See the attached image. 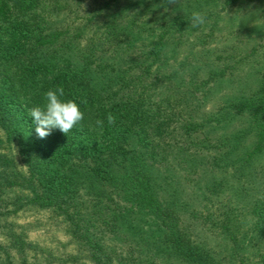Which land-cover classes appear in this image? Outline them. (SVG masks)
Instances as JSON below:
<instances>
[{
    "label": "trees",
    "instance_id": "1",
    "mask_svg": "<svg viewBox=\"0 0 264 264\" xmlns=\"http://www.w3.org/2000/svg\"><path fill=\"white\" fill-rule=\"evenodd\" d=\"M72 6L69 0H0V264H154L160 255L178 264H217L190 233L188 214L227 232L240 250L249 233L236 224L242 212L231 204L218 208L212 198L228 187L227 177L213 174L205 186L204 201L211 215L207 218L184 200L180 188L167 182L172 169L163 160L168 161V156L194 174L203 161L197 158L198 150L188 145L197 127L185 117V95L173 107L166 102L169 95L152 88L158 78L151 85L146 81L150 66L159 61L161 41L139 49L144 56L143 49L150 45L154 53L142 74L117 66L111 73L106 66L117 64L119 57L94 65L95 57H100L98 44L92 41L76 48L79 43L69 36L71 28L64 19ZM121 16L134 19L125 27L131 30L137 14L120 11L109 23L119 47L128 41L118 28ZM132 47L129 43L125 49ZM55 86H62L68 96L87 99L85 121L68 135L54 130L39 138L29 110ZM254 94L242 97L233 109L247 110L253 117L254 147L216 150L204 162L215 173L228 171L243 186V193L234 194L249 195L258 189L261 203L255 211L264 228V80ZM109 113L116 124L95 128V120L106 121ZM246 134L247 130L240 132V139ZM178 136L184 144H179ZM172 140L178 143L173 146ZM33 208L62 217L75 252L37 251L39 247L17 229L14 220ZM145 244L156 252H144ZM263 245L243 252L246 263L264 264Z\"/></svg>",
    "mask_w": 264,
    "mask_h": 264
},
{
    "label": "rangeland",
    "instance_id": "2",
    "mask_svg": "<svg viewBox=\"0 0 264 264\" xmlns=\"http://www.w3.org/2000/svg\"><path fill=\"white\" fill-rule=\"evenodd\" d=\"M69 1L73 6L69 9L70 15L64 19V25L70 26L69 36L79 43L76 48L96 42L100 57H95L94 65L98 66L106 65L108 57L111 60L119 57L117 64L114 62L106 66V71L112 73L113 66L131 67L130 74H142L144 67L150 65L154 53L150 51V45L143 49L144 56L139 55V49L161 41L159 61L150 66L146 81L151 85V81L158 78L152 88L162 96L169 95L166 102L173 107L180 104L181 95H185V117L193 121L194 128L197 127L192 131L193 142L188 145L192 146L191 150H198L199 160L207 161L216 150L239 152L254 147L257 129L253 117L247 110L237 113L233 109L242 97L253 95L264 80V0ZM192 10H199L206 16L203 25L194 27L191 24L185 13ZM120 11L137 14L136 25L131 30L125 27L134 21L133 18L121 16L122 19H117L119 31L128 39L123 47L116 46L113 42L115 34L109 32V23ZM78 27L82 28L80 33L76 31ZM129 43L133 47L126 50ZM143 58H147L143 63H134ZM199 123L203 125L199 127ZM244 130H247V134L240 139L239 134ZM178 138L179 144H184V138ZM171 142L173 146L174 142L178 143L177 140ZM195 142L200 144L193 146ZM220 144L221 147L217 148ZM206 150H211L207 152V157ZM171 159L172 156H168V161L163 160V164L172 169L167 182L180 188L184 200L200 209L199 214L204 218L211 216L204 201L206 184L211 182L215 176L213 174L228 178V187L222 188L217 198H212L219 203L218 208L231 204L242 212L236 224L243 225V232L249 230V233L240 242V250L236 251V244L224 230L213 227L202 218H192L190 214L185 220L193 238L209 251L217 264H249L243 252H254L264 244V228L258 215V205L261 203L258 189L249 192V195H236L235 192H244L243 186L233 180L228 171V174H222L224 170L215 173L216 170L210 165L201 162L198 166L200 172L194 174ZM261 161L263 164L264 152ZM210 211L214 210L211 208ZM14 220L17 229H23L27 239L39 247L38 252L51 249L61 255L76 251L66 222L55 212L27 209L16 215ZM253 222H257V225L253 226ZM260 235L262 242L258 241L261 240ZM126 249L124 247L123 252ZM143 250L156 252L147 244ZM170 262L178 264L162 255L154 264Z\"/></svg>",
    "mask_w": 264,
    "mask_h": 264
},
{
    "label": "clouds",
    "instance_id": "3",
    "mask_svg": "<svg viewBox=\"0 0 264 264\" xmlns=\"http://www.w3.org/2000/svg\"><path fill=\"white\" fill-rule=\"evenodd\" d=\"M184 11V10H183ZM189 16L191 24L196 27L206 22V16L199 10L185 13ZM87 104L84 97L68 96L62 86L49 88L44 93L42 103L34 104L29 110L32 124L39 138H46L54 130L69 134L73 129L79 127L85 121L83 106ZM116 124V117L109 113L105 119H96L94 126L103 130L106 126Z\"/></svg>",
    "mask_w": 264,
    "mask_h": 264
}]
</instances>
